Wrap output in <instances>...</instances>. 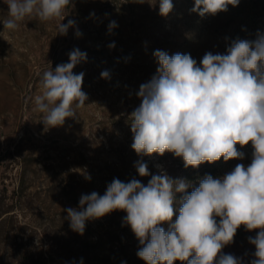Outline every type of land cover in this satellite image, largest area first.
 I'll list each match as a JSON object with an SVG mask.
<instances>
[{"label": "rangeland", "instance_id": "obj_1", "mask_svg": "<svg viewBox=\"0 0 264 264\" xmlns=\"http://www.w3.org/2000/svg\"><path fill=\"white\" fill-rule=\"evenodd\" d=\"M172 3L164 17L159 0H72L62 23L71 19L75 27L60 35V20L26 18L14 31L4 29L8 6L0 0V211L7 210L0 218V264H26L29 256L71 245L75 232L64 210L78 208L83 194L103 195L104 180L117 172L120 156L133 162L125 174L127 182L131 177L147 185L151 179L137 173L139 160L151 174L163 171L173 180L191 182L188 192L205 175L222 177L236 164L251 162L250 144L237 145L245 153L243 160L221 158L198 168H185L182 158L172 153L141 157L131 148L128 117L141 103L139 86L156 73L155 50L190 54L199 64L206 52L226 54L232 40H252L258 31L264 32V0H240L226 12L203 17L191 11L194 0ZM111 21L118 27L109 33ZM112 43L115 47L109 48ZM75 48L87 54L73 72L84 73L82 90L88 100L76 109V118L46 127L34 104L42 93L40 79L43 72L69 62ZM102 71H108L110 79L101 78ZM182 195L176 194L177 208ZM106 217L89 221L100 226ZM114 221L117 226L123 222ZM255 234L241 226L223 253L247 262L255 250L248 237Z\"/></svg>", "mask_w": 264, "mask_h": 264}, {"label": "clouds", "instance_id": "obj_2", "mask_svg": "<svg viewBox=\"0 0 264 264\" xmlns=\"http://www.w3.org/2000/svg\"><path fill=\"white\" fill-rule=\"evenodd\" d=\"M8 6L4 29L14 31L26 18L41 22L60 20L58 33L66 35L75 21L62 23L72 0H4ZM240 0H194L192 12L201 17L226 12ZM172 0H159V14L166 17ZM118 27L111 21L108 31ZM76 36L82 34L77 29ZM115 44L109 45L114 48ZM69 62L43 72L42 93L34 98L46 127L62 126L76 118L88 95L82 90L84 73L73 69L87 54L73 49ZM155 75L139 86L141 103L128 117L133 136L131 148L138 156L172 153L184 167L243 160L238 150L251 145V162L238 163L222 177L205 175L199 186L167 173L151 174L148 165L135 163L139 176L151 175L147 185L138 179L125 183L114 178L103 195L83 194L78 208H67L72 231L84 234L86 222L113 211H123V223L139 241L138 258L145 264H264V32L256 38H236L226 54L206 52L197 63L190 54L155 50ZM101 78L110 79L108 71ZM86 179H91L90 176ZM183 194L177 204L176 194ZM178 213V214H177ZM175 215V220L173 217ZM219 218V219H217ZM167 224L165 229L163 224ZM255 231L248 242L251 258L223 253L234 242L239 228ZM245 255H248L247 253Z\"/></svg>", "mask_w": 264, "mask_h": 264}, {"label": "trees", "instance_id": "obj_3", "mask_svg": "<svg viewBox=\"0 0 264 264\" xmlns=\"http://www.w3.org/2000/svg\"><path fill=\"white\" fill-rule=\"evenodd\" d=\"M118 165L117 172L108 175L104 180L106 185L114 178L128 181L124 179L125 174L133 162L120 156ZM5 212L7 210L0 211V218ZM125 216L123 211H113L107 215V222L100 226L87 221L84 234L75 232L71 245L58 246L62 250L60 252L42 253L38 257L29 256L25 260L26 264H145L136 255L140 245L131 228L123 222L121 226L115 224L116 218L123 220ZM175 264L181 262L177 261Z\"/></svg>", "mask_w": 264, "mask_h": 264}]
</instances>
